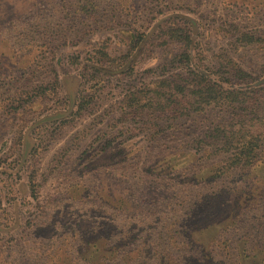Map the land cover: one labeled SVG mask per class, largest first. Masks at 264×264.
<instances>
[{
	"label": "rangeland",
	"instance_id": "obj_1",
	"mask_svg": "<svg viewBox=\"0 0 264 264\" xmlns=\"http://www.w3.org/2000/svg\"><path fill=\"white\" fill-rule=\"evenodd\" d=\"M0 264H264V0H0Z\"/></svg>",
	"mask_w": 264,
	"mask_h": 264
},
{
	"label": "trees",
	"instance_id": "obj_2",
	"mask_svg": "<svg viewBox=\"0 0 264 264\" xmlns=\"http://www.w3.org/2000/svg\"><path fill=\"white\" fill-rule=\"evenodd\" d=\"M176 98L173 97L172 100H175ZM171 102V100H170ZM254 157V156H253ZM259 164L261 163H255L253 161V158L252 160H249V158L245 161H238V162H231L229 165L234 168H241L242 170L244 169H249V168H252V167H257Z\"/></svg>",
	"mask_w": 264,
	"mask_h": 264
}]
</instances>
